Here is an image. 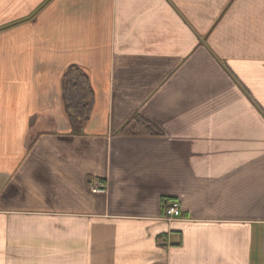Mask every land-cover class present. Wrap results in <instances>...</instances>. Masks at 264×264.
<instances>
[{"label":"crops","instance_id":"0c3cea01","mask_svg":"<svg viewBox=\"0 0 264 264\" xmlns=\"http://www.w3.org/2000/svg\"><path fill=\"white\" fill-rule=\"evenodd\" d=\"M0 264H264V0H0Z\"/></svg>","mask_w":264,"mask_h":264},{"label":"trees","instance_id":"16d2710c","mask_svg":"<svg viewBox=\"0 0 264 264\" xmlns=\"http://www.w3.org/2000/svg\"><path fill=\"white\" fill-rule=\"evenodd\" d=\"M61 102L68 123L74 132H79L87 121L93 101V90L87 74L77 66H69L61 77ZM123 133L158 134L159 130L149 120L134 117L123 126Z\"/></svg>","mask_w":264,"mask_h":264},{"label":"built area","instance_id":"2783aa9c","mask_svg":"<svg viewBox=\"0 0 264 264\" xmlns=\"http://www.w3.org/2000/svg\"><path fill=\"white\" fill-rule=\"evenodd\" d=\"M102 187V184L100 183H95L93 186V190L98 191ZM180 215V210H179V205L177 202H172L171 204L167 205L165 208V216L168 218H173V217H179Z\"/></svg>","mask_w":264,"mask_h":264}]
</instances>
